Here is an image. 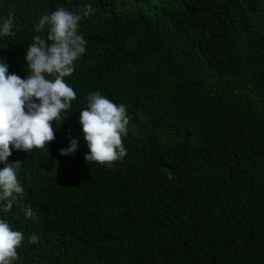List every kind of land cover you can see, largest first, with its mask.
Instances as JSON below:
<instances>
[{
    "label": "trees",
    "instance_id": "trees-1",
    "mask_svg": "<svg viewBox=\"0 0 264 264\" xmlns=\"http://www.w3.org/2000/svg\"><path fill=\"white\" fill-rule=\"evenodd\" d=\"M89 4L65 78L77 99L48 149L8 158L23 163V195L7 212L0 200L24 234L14 264H264V0H0V20L15 17L0 61L26 78L41 17ZM94 92L129 117L112 166L84 159Z\"/></svg>",
    "mask_w": 264,
    "mask_h": 264
},
{
    "label": "clouds",
    "instance_id": "clouds-1",
    "mask_svg": "<svg viewBox=\"0 0 264 264\" xmlns=\"http://www.w3.org/2000/svg\"><path fill=\"white\" fill-rule=\"evenodd\" d=\"M94 9L84 6L78 14L58 7L44 14L35 26L37 33L26 51L29 74L21 78L9 73L8 65L0 61V200H7L4 211H11L13 194L21 196L24 189L17 178V170L23 163H8L12 149L29 153L43 150L55 140L53 125H59L62 114H68L77 94L66 82L75 69L77 61L86 51V41L78 28L80 22ZM15 17L9 13L0 20V36L14 35ZM88 107L79 112V123L89 153L86 162L112 166L126 156L123 137L127 135L129 117L126 106L117 105L99 92L89 94ZM78 141L73 139L70 147L61 149V156H72ZM12 198V199H9ZM25 215L35 219L31 208ZM24 240V234L14 231L6 221L0 220V264H14ZM39 237L32 235L29 243L35 244Z\"/></svg>",
    "mask_w": 264,
    "mask_h": 264
}]
</instances>
